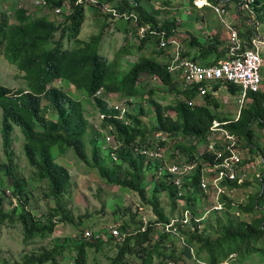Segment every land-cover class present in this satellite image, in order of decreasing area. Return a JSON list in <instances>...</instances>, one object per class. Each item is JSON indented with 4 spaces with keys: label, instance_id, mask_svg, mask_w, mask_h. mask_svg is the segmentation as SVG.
I'll return each instance as SVG.
<instances>
[{
    "label": "trees",
    "instance_id": "16d2710c",
    "mask_svg": "<svg viewBox=\"0 0 264 264\" xmlns=\"http://www.w3.org/2000/svg\"><path fill=\"white\" fill-rule=\"evenodd\" d=\"M63 1L69 2L72 10L59 22L49 17L50 14L32 16L23 8L13 10V21L0 13V53L24 72L23 78L26 81L24 88L16 89L0 84V139L3 153L10 160L14 127H18L24 137L22 150L32 169L31 178L45 184L42 197L52 202L46 212L33 213L28 206L29 191L25 190L23 180L8 164L0 163V170L8 178L12 190L10 207L7 209L3 207L6 196L4 192H0V224H18L24 242L36 239L45 242L25 252L22 261L17 264H59V260L67 259L71 264H88V250H98L102 245L113 247L114 253L108 257L109 264H128L127 259L132 255L139 257L137 264H163L166 259L176 261L184 255L189 256V250L185 246H176L178 237L175 234L158 230L154 225L165 224L172 215L179 212L178 189L172 184L169 175L155 179L156 162L145 163L143 156L137 154L135 148L146 143L153 132H162L172 139L187 137L203 142L214 119L228 120L230 122L226 128L237 136L239 148L246 149L249 154V159L243 160V163L251 162L259 155L260 163L264 166V144L255 137V128L264 132V91L249 93L250 101L240 109L238 118L234 120V116L220 112V104L212 93L204 95L199 103L187 104L186 100L196 96L197 88L181 89V82L166 70V63L155 59L154 55L139 56L119 76L117 73L121 70L120 64L117 61L109 62L98 50L101 38L99 33L89 39L79 38L85 18L84 3L75 5L76 0H53L50 5L60 6ZM107 1L112 2L119 11L132 7L137 13L134 35L135 29L137 31L138 27L148 25L142 36L136 32L139 39L138 44H134L135 48L141 50L147 42L154 41L159 49L155 53L158 56L163 53L157 34L151 32L164 30L167 37L173 35L178 25L174 20H159L157 16L161 10L153 8L150 0H133L137 3L134 7L129 0ZM208 1L223 6L228 3L224 0ZM237 1L240 4L241 0ZM249 6L256 20L264 23V0H253ZM104 16L108 24L109 20H113ZM239 32L244 39L253 34L248 28ZM196 43L201 46L202 53L216 50L215 42ZM226 49L225 47L220 52L217 61L225 57ZM123 53H129V46L126 44L117 50L116 56ZM191 59L196 61V56ZM142 75L156 76L158 81L175 93L177 99L174 104L164 105L150 97L148 104L154 113L155 123L149 126L141 120L147 112L141 105L134 103L133 106L131 102H127L130 106L126 114L128 123H124L113 117L114 111L107 109L101 94H96L101 88L103 93L137 100L143 93V87L139 85ZM221 85L232 95L239 91L237 85L227 81L213 83L212 89L216 90ZM69 86L84 93L82 100L71 95ZM180 94L183 99L179 97ZM170 110L173 114L168 112ZM88 111L94 117L102 112L111 115H105L100 126H110L108 131L114 136L116 150L112 151L106 144L102 131L93 128ZM47 113H50V117H47ZM54 147H58L56 154L53 152ZM175 149L184 155L179 160L185 158L187 162H191L198 155L193 143L188 146L176 144L175 148L170 149L172 158L176 156L173 152ZM67 151H71L77 161L95 168L106 184L135 192L140 198V206L153 213L148 216V222L143 224L137 208L133 212L127 208L129 219L118 225L125 235L122 240H117L108 235L107 231L104 232L105 229L95 228L96 226L86 222L83 219L85 216L75 215L69 207L70 190L73 186L71 174L65 165L56 161L58 155ZM254 179L259 186L257 192L238 204L227 198L226 209L221 213L211 214L200 232L178 226L179 232L186 239L185 243L192 244L196 253L205 258L208 264L223 261H227V264H239L242 259L260 251L256 244L264 238V168L260 171V177ZM197 182L198 174L195 173L190 181L192 195L182 196L188 202H195L199 192ZM250 184L251 181L246 180L240 186L247 187ZM230 185L237 187L238 184L232 182ZM163 195L169 200L168 209L162 206ZM241 214L251 215V218L245 220ZM84 222L88 224L90 237L85 238L81 230L73 237L50 238L58 223H69L78 229ZM101 230L106 236L96 237L95 234L101 233ZM0 264L8 263L0 261Z\"/></svg>",
    "mask_w": 264,
    "mask_h": 264
},
{
    "label": "built area",
    "instance_id": "2783aa9c",
    "mask_svg": "<svg viewBox=\"0 0 264 264\" xmlns=\"http://www.w3.org/2000/svg\"><path fill=\"white\" fill-rule=\"evenodd\" d=\"M27 5L22 6L18 2L17 8L25 10L32 7L33 10L45 9L46 14H50L54 19L59 22L63 20L64 15L71 13L72 6L69 2L63 1L60 6L51 7L50 3L53 0H22ZM176 1V0H169ZM131 6H137L133 0H129ZM253 0H241L240 5L252 12L249 4ZM84 3L85 6H94L100 13L107 15L110 19L123 18L128 22L131 21L135 25L138 19L137 13L130 8L119 11L112 2L107 0H76L75 5ZM193 5L201 8L208 6L213 9L223 26L227 31V45L225 57L219 61L203 65L194 61L182 53V47L174 34L166 36L164 30L156 33L159 38V47L163 48L167 54L166 70L171 73L175 78L181 82V89L197 88L196 96L193 99L186 100L187 104H195L198 98H203L204 95L214 93L212 84L218 81L231 82L239 87L236 94V102L239 104V109L236 111L234 120L239 116L240 109L245 106L249 101V93L262 91L263 78L261 70V47L264 44V37L253 33L248 39L240 37L239 31L225 19L226 9L223 5H215L208 0H193ZM13 14V12H12ZM148 29V25L138 27L137 33L139 36ZM157 80L156 76L150 77ZM224 86V85H221ZM96 94H101L102 99L105 101L107 109L114 111L113 117L128 123L126 114L130 106L127 102L132 99H120L111 93H103L100 88ZM182 99V94L179 95ZM128 107V108H127ZM109 113H98L94 119H90L94 129L103 132L106 144L110 146L111 150H116L117 144L114 136L108 131L107 128L101 127V119ZM230 121L213 120L209 126L208 133L205 137L204 147L198 151L196 159L187 162L184 159L179 160L181 155L178 149H175V157H171V151L167 142H170V137L164 135L162 132H153L151 138L141 146L135 148V152L143 156L145 163L149 161L156 162L155 179H159L164 175H169L172 184L178 189L177 209L179 212L172 215L165 224L155 223V227L161 231H168L178 237L177 243L182 247L185 246L189 250V256L184 255L180 260H164L163 264H208L205 258L196 253L195 247L185 243L186 239L182 235L178 226L189 229L190 231L200 232L204 228L205 220L211 214H218L226 209L225 202L227 198L233 199L234 193L239 190L240 185L246 180L250 179L249 168L251 162L243 163L245 158L244 154L247 152L239 148L237 136L231 132L226 125ZM165 142V143H162ZM206 153V154H205ZM254 170V177H260V172L256 171L255 165L252 164ZM198 174V193L195 197V202H188L182 196H190L193 192V187L190 184L192 176ZM237 183V187H233L230 183ZM148 209L144 206H137V212L140 219L145 225L150 216L147 214ZM238 214V212H236ZM142 227V230L145 227ZM114 237L117 240H122L125 233H121L117 224L109 225L104 232ZM95 234L96 237H105L104 232ZM91 232L86 230L84 237H90ZM232 255H230L231 257ZM219 264H227L223 261Z\"/></svg>",
    "mask_w": 264,
    "mask_h": 264
},
{
    "label": "rangeland",
    "instance_id": "374dc122",
    "mask_svg": "<svg viewBox=\"0 0 264 264\" xmlns=\"http://www.w3.org/2000/svg\"><path fill=\"white\" fill-rule=\"evenodd\" d=\"M225 1V0H224ZM228 3H224V7L226 10H230L231 14L239 15V21L236 22L233 16L234 27L238 31H244L247 28L251 31L256 30V33L260 36L264 35V23L256 20L255 16H253V12L248 11L243 8L237 0H228ZM18 2H21L22 6H26L27 2L22 0H0V13L1 15H5L10 18V21H13V10L17 8ZM185 5H189L188 2H184ZM191 5V4H190ZM237 9V10H236ZM187 10H190L188 6ZM206 14L204 16L205 20L210 21L211 19L215 23H219L218 19L213 18V14L211 10L205 8ZM32 16L43 15L46 10L45 9H37L33 10L32 7H28L26 10ZM199 10L196 7H192V13L189 15L186 11L178 6L176 9L172 11L174 17L176 15L181 17H185L183 19L193 20L195 18L196 12ZM165 10H162L161 15L164 14ZM189 16V18H188ZM52 19L54 17L50 15ZM164 16L159 17V20H163ZM187 17V18H186ZM98 21V26L86 28L85 31L81 30L79 33V37L83 39H89L92 35H97L98 33L101 35L99 40L98 50L104 55L109 62L117 61L120 64L121 70L117 74L120 76L123 71L128 69L133 61H135L139 56H152L158 60V55L155 53L156 50H159L157 47V42L149 41L146 43L145 47L141 50H138L134 47V44H138L139 36L131 38L132 44L129 45V53L116 56L117 50L121 48L122 42L128 40L127 37L122 38L120 35H123L127 27L129 26V22L123 18H115L113 20H106V18L102 15L97 16L95 18ZM194 22V21H193ZM106 23L110 25L113 23V32L109 33V29L106 27ZM195 23V22H194ZM193 23V24H194ZM203 23V22H202ZM204 25V23H203ZM255 25V26H254ZM106 26V27H104ZM196 27V24H194ZM193 28L194 33L198 36L199 40H202L200 34L201 31L198 28ZM247 27V28H246ZM205 29H202L204 31ZM227 34V31L225 29ZM240 33V32H239ZM114 34V35H113ZM223 34V32H222ZM225 34V39L227 35ZM113 35V36H112ZM264 37V36H263ZM135 38V40H134ZM133 39V41H132ZM111 42V43H110ZM134 43V44H133ZM112 47V48H111ZM110 48V49H109ZM166 55V51H163L162 54H159V57ZM262 63H261V74L263 78L264 73V51L261 53ZM24 72L20 71L16 65L7 61L2 53H0V84L11 87L13 89L16 88H24L26 85V81L23 78ZM179 80V79H178ZM180 82V80H179ZM139 85L143 87V93L141 98H137V100H132L131 104L134 106L135 104H139L143 107L146 112L144 116L141 117V120L146 126L155 123L154 113L151 110L148 99L154 98L161 102L164 105L174 104L176 102V95L174 92L170 91L167 86L163 85L158 80H153L147 75L141 77L139 81ZM221 93H218L215 98L217 102L220 104V112L223 115H228L230 117L235 116L236 111L239 109V104L236 102V94L232 95L227 90L226 87L223 86ZM69 90L71 95L74 98H80L82 100L84 93L78 92L74 89L73 86H69ZM119 98V97H118ZM124 100L125 98H120ZM127 99V98H126ZM128 100V99H127ZM199 103V99L195 101ZM46 103V101H43ZM135 107H137L135 105ZM128 108V107H127ZM170 114H173L168 111ZM90 119H94L95 117L88 111L87 113ZM173 116V115H172ZM47 117H50V113H47ZM13 133V142H12V155L10 160L3 153V148L1 145L0 139V163L8 164L19 178L23 180L25 190H28V206L32 209L33 213L41 214L42 212H46V208L52 205V202L43 199L42 194L45 189V184L43 182H37L31 178L32 169L27 164L25 156L22 150V143L24 137L18 127H14ZM255 137L258 142L264 144V132L260 129L255 128ZM169 145V149L175 148L176 144H184L185 146L193 143L196 145L197 150L200 151L204 147V141H200L199 139H189L183 137H176L174 139L170 138V142H167ZM58 147H54L53 152L56 154ZM88 154L91 155L90 145H87ZM245 150V149H244ZM246 151V150H245ZM245 158H249V154L247 152L244 154ZM251 161L253 165H255L256 171L260 172L263 165H261L260 156H256ZM56 161L65 165L68 168L69 173L71 174L72 179V188L70 190L71 198L69 202V207L72 208L73 213L75 215L85 216L83 219L89 224L96 226L98 229H106L109 225L117 224L120 225L124 220L129 219V214L126 212L127 208L130 212H133L138 205H140V198L135 192L127 191L124 189H120L116 185H108L106 184L102 178L97 173L96 169L91 165L79 162L75 159L71 151H67L65 154H60L56 157ZM251 164V166H252ZM249 168L250 181L251 184L247 187L240 188L234 193V202L236 204L240 202H245L249 199L251 194H254L258 191L259 186L258 182L254 179V170L252 167ZM148 178L146 177V181ZM8 178L4 175V172L0 170V192H4L6 196L3 207L5 209L10 207L9 200L12 197L11 185H9ZM67 200V199H66ZM162 206L166 209L169 208V200L166 195H163L162 198ZM12 201L15 202V199L12 198ZM142 205V204H141ZM45 206V207H44ZM43 207V209H42ZM236 207V206H235ZM237 208V207H236ZM236 215V211H234ZM147 214L151 216L152 211L148 209ZM259 214V213H258ZM241 217L245 220H249L251 215L241 214ZM136 217H134V220ZM84 222V225L79 227L78 229L74 228L69 223H58L55 226V229L50 236L51 239L54 237H64V236H75V234L79 233V231H83V233L88 229V224ZM49 240V238H48ZM42 242L38 239L30 240L27 242L23 241L22 231L18 224L12 223H2L0 224V261L7 262L8 264H17L22 261V255L25 252H29L33 248L39 246ZM45 243V242H43ZM42 243V244H43ZM264 238L256 244V246L260 249L258 252L252 253L248 258L242 259L239 264H264ZM176 246L180 245L176 243ZM114 250L111 245H102L98 250H94L90 248L87 252L88 256V264H109L108 257L113 255ZM238 259V258H237ZM236 259V260H237ZM140 261L139 257L132 255L127 259L128 264H137ZM59 264H71L69 259L67 260H59Z\"/></svg>",
    "mask_w": 264,
    "mask_h": 264
},
{
    "label": "crops",
    "instance_id": "0c3cea01",
    "mask_svg": "<svg viewBox=\"0 0 264 264\" xmlns=\"http://www.w3.org/2000/svg\"><path fill=\"white\" fill-rule=\"evenodd\" d=\"M225 1L229 2L228 0H225ZM149 2L153 6V8L159 9V10H161V12H162V10H165L164 14H162V15L160 12V15L157 16L158 18L161 16H164L163 19H165V18H168L170 20L172 19L178 24L176 29L174 30V36L180 42L181 47H182V53L184 56H186L190 59L192 57L196 56V61L199 62L200 64H203V65L215 63L217 61V59L220 58V56H219L220 52L222 50H224L226 45H227V38L225 39V34H226L225 27L223 26V24L221 23V21L219 20L217 15L214 13L212 8H210L208 6H203L201 8H198V7L194 6L190 2V0H176V1L150 0ZM166 2H168L167 5H166ZM184 2H188V4H189L188 6L190 7V10H187L188 6L185 5ZM178 6L182 7L188 15L190 13H192V7L193 6L196 7L199 11L196 12L197 16H195V18L193 20L183 19L185 17L180 18V16H178V15H176V17H174L172 14V11L174 9H176ZM205 8H208L209 10H211V12L213 14V18H215L216 20L218 19L220 24L213 22L212 19H211L210 24H209V21L204 19V16H205L206 11H207V10H205ZM99 15H102V14L94 6H89V5L85 6V18H84V21L82 23L80 32H81V30L85 31L86 28L98 26L99 25L98 21L95 18H97V16H99ZM231 15L233 16V18L236 17V18H234L236 22L239 21V18H240L239 15L231 14L230 10L229 11L226 10V14L224 17L230 23H232V22L234 23ZM102 16H104V15H102ZM188 18H189V16H188ZM202 22L204 23V25ZM193 23L196 24V27L194 26ZM194 27L198 28L201 31L200 36L202 37L201 38L202 40H199L198 36L194 33V31H193ZM106 28L109 29V33L113 32L112 31L113 30V23L108 25ZM133 28H134V24H133V22L130 21L129 26L127 27V29L125 30L123 35H120L122 38H125V37L128 38L127 41L122 42V45L126 44L127 46H129L130 44H132L131 38L135 37V35L137 34L136 32L138 31V28H137V31L135 29V35H134ZM202 29H205V30L202 31ZM222 32H223V34H222ZM253 33H256L255 27H254ZM79 38H81V37H79ZM194 38H197V40H194ZM81 39H83V38H81ZM134 40H135V38H134ZM132 41H133V39H132ZM207 41L210 42L211 44H213V42H215L216 50L211 49L210 51H205V53H202V50L200 48L201 46H199L196 42L204 43ZM262 51H264V44L261 47V53H262ZM158 60L165 62L167 60V54L164 56H161V57L158 56ZM142 76H144V75H142ZM222 88H224V87L219 86L218 89H216L214 91V93H213L214 98L218 93H221ZM261 88H262V91H264V73H263V83H262ZM198 99H199V101H202V98H198ZM215 100H216V98H215Z\"/></svg>",
    "mask_w": 264,
    "mask_h": 264
}]
</instances>
